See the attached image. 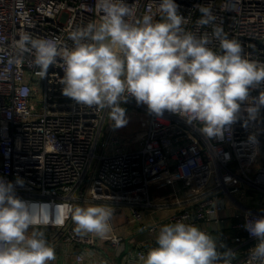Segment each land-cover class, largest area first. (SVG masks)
<instances>
[{"label":"built area","instance_id":"1","mask_svg":"<svg viewBox=\"0 0 264 264\" xmlns=\"http://www.w3.org/2000/svg\"><path fill=\"white\" fill-rule=\"evenodd\" d=\"M125 2L132 9L129 22L145 14L160 18V0ZM176 3L188 18L186 30L210 32L197 26L201 13L194 6L209 7L245 58L264 63V0ZM102 15L96 0H0V177L23 180L16 193L31 203L36 230L55 249L50 264H117L126 251L121 264H142L141 255L157 245L155 239L135 243L127 234L130 225L156 238L162 226L183 218L236 251L233 264H245L257 243L245 221L264 216V108L258 119L245 124V114L222 139L209 141L179 116L157 117L133 99L122 106L141 113V131L122 142V128H112L107 110L77 105L62 95V62L44 77L28 54L9 63L21 33L58 38L71 48L68 34L100 23ZM218 46L215 41L214 49ZM152 187L172 190L173 212L163 224L150 226L148 214L157 207L150 199ZM77 206L112 209L110 240L75 233L69 207ZM120 216L124 224L118 223Z\"/></svg>","mask_w":264,"mask_h":264},{"label":"clouds","instance_id":"2","mask_svg":"<svg viewBox=\"0 0 264 264\" xmlns=\"http://www.w3.org/2000/svg\"><path fill=\"white\" fill-rule=\"evenodd\" d=\"M103 14L99 24L89 22L68 34L72 47L58 38H36L23 32L13 41L19 63L25 54L44 77L60 63L62 95L77 105L107 110L114 129L128 123L123 104L135 100L150 114L165 112L194 126L206 140L224 133L245 117L256 120L264 108V63L243 55L241 45L229 39L209 7L195 5L201 13L198 27L210 32L188 31L189 22L176 0H160L157 20L145 14L129 22L132 9L125 0H96ZM219 41L218 48L213 47ZM259 90L257 96L251 92ZM198 126V127H197ZM254 139V137H250ZM0 177V264H50L56 252L43 231L36 230L31 203L20 198L16 186ZM76 234L110 231L112 209L104 206L69 207ZM183 218L162 226L156 247L142 264H233L237 252L219 237ZM33 231L29 233V229ZM245 230L257 241L248 250L245 264H264V216L246 219Z\"/></svg>","mask_w":264,"mask_h":264},{"label":"crops","instance_id":"3","mask_svg":"<svg viewBox=\"0 0 264 264\" xmlns=\"http://www.w3.org/2000/svg\"><path fill=\"white\" fill-rule=\"evenodd\" d=\"M135 110L132 109H127L126 110V115L128 119V123L124 126L128 128L130 127V123H132V117L134 116ZM131 120V121H130ZM122 127V128H124ZM121 131V129H120ZM172 197H173V192L170 189H158L156 187H152L150 189V199L153 202L154 205H157V207L152 209V213L150 215L148 214L147 217V224L152 226L154 223H159L163 224L168 217L172 214L173 212V207H171V202H172ZM125 212H123L124 214ZM118 223L124 224L125 219L120 216L118 218ZM130 232L127 234H132L133 235V240L134 242L141 243L145 240H152L155 239V234L153 232H146V233H139V228L136 224H132ZM208 227V226H207ZM119 259L117 260L118 264Z\"/></svg>","mask_w":264,"mask_h":264},{"label":"rangeland","instance_id":"4","mask_svg":"<svg viewBox=\"0 0 264 264\" xmlns=\"http://www.w3.org/2000/svg\"><path fill=\"white\" fill-rule=\"evenodd\" d=\"M124 107L126 110L128 109L127 106H124ZM141 119H142L141 113H138L137 111H135L134 116L132 117V123H130V127L128 128V126H127V127H124L121 129L120 134L122 136V138H121L122 142L127 141L126 139H128V138L132 139L140 133V131H141L140 120ZM136 146H137L136 144H132V149H135ZM260 165H261V163H259L256 167L259 168ZM80 235L88 236V235H96V234L95 233H81ZM110 238H111V232L109 231L103 239L105 241H108V240H110Z\"/></svg>","mask_w":264,"mask_h":264},{"label":"water","instance_id":"5","mask_svg":"<svg viewBox=\"0 0 264 264\" xmlns=\"http://www.w3.org/2000/svg\"><path fill=\"white\" fill-rule=\"evenodd\" d=\"M261 156L264 158V147L260 150ZM127 251L122 254V256L119 258L118 264H121L122 258L124 255H126Z\"/></svg>","mask_w":264,"mask_h":264}]
</instances>
